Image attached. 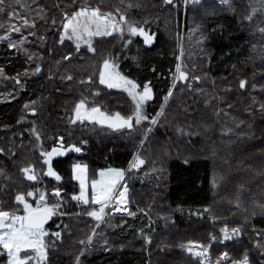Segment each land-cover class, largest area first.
Segmentation results:
<instances>
[{
  "label": "trees",
  "instance_id": "16d2710c",
  "mask_svg": "<svg viewBox=\"0 0 264 264\" xmlns=\"http://www.w3.org/2000/svg\"><path fill=\"white\" fill-rule=\"evenodd\" d=\"M184 2L174 0L172 5H165L163 0H21V3L5 0V11L0 13V35L7 33L10 24H19L21 16L34 20L35 28L29 25L22 27L21 32L10 33L13 41L26 37L18 49L7 47V39L0 42V67L5 71V77H0V148L5 150L0 154V170L4 173L0 176V207L4 210L17 207L18 212L22 211L14 200L27 186L20 163L39 161L38 141L32 129L39 133L48 151L59 145L56 138L61 136L65 146L75 143L81 147L79 153L53 157L52 167L62 180L43 187L48 191L49 204L55 203L49 191L61 188L64 204L58 213H69L53 216L45 226L49 230L45 239L49 245L47 264H74L83 247L79 241L87 240L96 224L83 213L86 208L98 209L99 205H78L71 199L80 194L72 169L77 162L88 164L94 176L109 168L123 169L125 177L121 184L128 188L127 210L134 213H114L106 219L103 224L107 227L102 225L97 230L91 251L81 258L83 264H202L200 258L177 249L176 245L183 240L211 245L210 264H216L210 255L221 252H227L231 259H241L246 252L251 264H264V253L255 246L260 238L258 232L264 234V212L257 207L264 203V113L259 109L264 103V34L259 31L264 27V6L262 0H228L227 4L203 0L196 5L190 3L187 8ZM129 3L138 6L128 8ZM85 5L114 16L126 14L140 24L147 21V27L156 34L154 46L146 48L138 37L123 48L125 43L117 35L97 40L94 54L86 48L74 54L73 44L58 45V25ZM201 13L204 16H199ZM170 15L178 16V31L167 35ZM249 15L251 21L247 19ZM198 19L205 23L202 46L206 52V74L200 78L208 77L214 82L211 97L186 94L181 99L176 91L143 145L140 155L145 163L129 170L141 150L142 128L148 122L132 135L118 132L112 134L115 137L97 136L87 123H70L74 100L83 95L89 107L122 113V108L131 106L132 111L131 101L126 104L123 100L128 99L126 94L99 85L103 61L115 58L118 70L129 79L140 84L152 82L154 99L145 108L152 118L160 111L163 97L173 90L180 37ZM31 49H35V56L28 53ZM81 53L87 61L79 60ZM66 55L72 57L70 61L63 59ZM36 66L41 72L33 74ZM68 75L73 80L62 79ZM90 77L91 84L80 83ZM15 78L24 84L23 90L10 89ZM241 80L248 82L245 89L239 87ZM194 82L198 85L200 80L192 81L193 89ZM94 92L99 94L92 98ZM118 106L121 109L117 110ZM84 140L86 144L82 143ZM89 198L92 199V194ZM237 198L240 207L236 206ZM163 213L165 217L159 219ZM167 227L176 242L165 238L160 243L156 239L161 234L166 237ZM224 228L229 232L240 229V239L221 243L223 231L219 230ZM189 230L193 234L188 232L185 238L172 236L173 231ZM55 231L62 232V241L51 235ZM107 235L124 247L110 245ZM146 237L151 239L150 244L146 243ZM104 240L107 245L102 243ZM52 241H56L54 247ZM134 244L137 248L131 247ZM218 260L228 264L223 255ZM6 261L7 256L0 255V264Z\"/></svg>",
  "mask_w": 264,
  "mask_h": 264
},
{
  "label": "snow or ice",
  "instance_id": "6c2138e0",
  "mask_svg": "<svg viewBox=\"0 0 264 264\" xmlns=\"http://www.w3.org/2000/svg\"><path fill=\"white\" fill-rule=\"evenodd\" d=\"M123 2V0H122ZM174 0H163L165 5H172ZM193 5L199 4L201 0H191ZM222 4H227L228 0H220ZM16 3H21V0H16ZM188 0H185V5H187ZM5 0H0V13L5 11L4 8ZM23 7V4H21ZM133 5L129 3L128 8H132ZM262 6H264V0H262ZM254 14V13H253ZM41 19L44 17L41 16ZM249 21L252 20V15L247 17ZM67 21L64 24L63 35L59 37V43L63 45L65 40H73L75 42V51L78 53L81 49L82 43L86 47V51L95 53V48L92 44V37L94 36H112L114 33L117 34L118 38L122 39L125 44H132V37H139L142 39V43L146 48H151L156 42V34L151 32V29L147 27L148 22L145 21L143 24L139 22H133L126 14L121 15L119 19L115 18L111 13L104 14L99 8H88L80 7L79 11L74 12V14L65 17ZM55 23V20L52 21ZM31 26L35 28V21H29L27 18L21 16L19 19V24H10L8 31L4 35H0V42L8 40L7 47L12 49H18V45L24 43V39L13 41L10 38L11 32H21V28L25 26ZM2 27V25H0ZM259 31L264 34V27L259 28ZM35 35L34 32L30 33ZM31 59V57H29ZM70 55L63 57L64 60H71ZM118 63L115 58L105 59L103 61V70L99 73V84L105 85L108 89H122L126 91L128 95L135 102L134 107L130 114L122 115L119 111L114 114L107 111H102L100 107L91 106L89 107L86 99H82L74 107V115L70 118L71 124L84 125L85 122L95 126L100 125L101 127H107L114 132H121L127 135H132L137 131H141L140 125L144 124L145 121L148 123L144 125L142 130L143 135L140 141V149L143 148L145 141L149 140L148 134L153 131V126H156L160 122V116L164 114V105H166L169 99L173 96V91L170 89L167 94L163 97V103L160 107V111L156 113L152 118L149 117L145 110V104L148 101L154 99L153 88L151 87V81L140 84L133 79H129L126 75L117 71ZM155 71V69H153ZM41 72V68L36 66L33 70V74ZM176 72L178 76L174 77L173 88L175 87L176 80H188V75L181 71L179 66H177ZM0 77H5V71L3 67H0ZM67 80H73L72 75L67 77ZM198 79V78H197ZM23 90L24 84L19 78H15L14 81ZM81 84H91V77L87 80H81ZM246 80H241L239 87L245 89L247 86ZM99 93H97L98 95ZM33 104L36 102L33 101ZM25 108H29L28 104L24 105ZM259 109L264 113V103L259 105ZM32 114H36L35 108L31 109ZM35 133V138L37 141L41 139L39 133L36 129L31 130ZM183 134L184 130L180 129ZM226 131L230 132L231 129ZM191 135V132L187 133ZM60 147H52L50 151H41V156L46 157L44 159V165L47 166L46 175L53 177L56 181H61V175L56 172L52 167V158L54 156L66 155L68 151H74L76 153L81 152V147L75 144H70L65 146L64 137L56 138ZM82 143H87L83 141ZM5 150L0 148V154H4ZM187 163V161H185ZM145 160L141 158L140 151L138 150L132 163L129 165V169H136L142 166ZM88 166L86 164H74L73 172L75 173V179L79 181L80 194L73 195L72 200L76 201L78 205L88 206L90 204L99 205V208L85 209L83 214L93 218L97 223L96 228L100 227L101 223L105 222V216L107 215L106 209L109 208L110 204L114 202L115 211H127L126 208H122L121 205L127 202V192L128 188L126 184H121L123 188L122 191L117 190L116 185L123 181L125 177V171L119 168H109L106 171H100L99 179H93L91 182V188L94 191V196L90 200L86 193V173ZM22 173L25 175L28 181H36L38 179L34 166L28 165L21 168ZM4 173L0 170V176ZM215 183V182H214ZM51 196L55 199V203L49 204L48 202V191L35 189L32 191H27L25 193H17L14 197L16 205L23 206L24 215H19V209L13 207L12 210H4L0 207V255L6 253L8 257V264H47L48 261V251L49 245L45 242V237H49V232L45 228V224L53 217L58 214V210L63 207L64 201L62 197V189L57 187L52 190ZM26 197H32L36 202L35 207L32 203L28 201ZM2 204V202H0ZM237 207H240L239 198H237ZM257 207L264 212V203L257 204ZM82 213H76V215H81ZM255 214V213H253ZM59 215H69V213H59ZM129 215H134V213L129 212ZM68 226L65 224L64 228ZM224 232V240L234 239L240 234V229H232V233L229 234L227 228L222 229ZM56 238V241H62V232L55 231L51 234ZM97 235L96 231L93 230L89 235L87 240H80L79 243L83 246L82 249L77 253L75 257L74 264H83L82 257H85L91 251V245L93 243V238ZM146 243L150 244L151 239L146 237ZM52 241V246H55V242ZM104 245H107V240L102 241ZM255 246L264 253V234H261L260 238L256 241ZM192 255L197 257H203L205 260L208 259L206 250L203 246H200V251H193V247L189 246L185 249ZM223 258L228 261V264H251V261L245 252L241 259H231L227 252L223 253ZM216 264H221L218 260Z\"/></svg>",
  "mask_w": 264,
  "mask_h": 264
},
{
  "label": "rangeland",
  "instance_id": "374dc122",
  "mask_svg": "<svg viewBox=\"0 0 264 264\" xmlns=\"http://www.w3.org/2000/svg\"><path fill=\"white\" fill-rule=\"evenodd\" d=\"M201 1H203V0H201ZM190 3H192L191 0H188L187 5H185V2H184L185 7L187 8V6ZM83 7H88V8H92V9H95L96 8V7L87 6V5H85ZM100 11L102 13H104V14H107L106 12H103L102 10H100ZM72 14H74V13H72ZM69 15H71V14H69ZM199 16H204V14L201 13ZM114 17L117 18V19H119L120 16H117L116 15ZM66 22L67 21L64 18L63 21L57 27L56 34H57V42H58V45H61L59 43V37L61 35H63V32H64V24ZM200 22H201L200 19H198L197 21H195L193 23L191 29L186 33V35H183L182 34V36L180 37L179 47L178 46L176 47V49L178 50V53H179V55H178L179 68H180L181 71L185 72L188 75V80L187 81H183V80H178L177 79L176 80V83H175V87L172 90L173 91V95L177 91L178 92V98H181V99L186 94H189L190 96H194V97L197 96L198 94H202V96H205V97H211V92L213 91V88H214V82L211 81L208 77L200 78L202 75L206 74L205 73L206 72V64H205V54H206V52H205V50L203 49V46H202V41H203L202 39H203V36H204L203 31H202V26L205 23H200ZM17 23H19V21ZM155 25L159 26L156 23H155ZM169 25H170L169 26L170 29L169 28L166 29V31L169 30L168 33H167V35H169L171 32L178 31V16L177 15L176 16L175 15H170ZM113 35H117V34L114 33ZM108 37L109 36H94V37H92V44L94 45L95 42L97 40H99V39H101V40H107L106 38H108ZM136 38H138V37H132L131 38L132 41H133V43L135 42ZM65 43H67V44H73L75 46V42L73 40L66 39L65 40ZM128 45L129 44H124V47L123 48H126ZM81 48H86L83 43L81 45ZM34 51H35V49H31V51H28V53H32L35 56L36 53H34ZM78 53H80V51ZM78 53L76 51H74V54H78ZM90 54H94V53L91 52ZM79 60L83 62V61H87L88 59L85 58L84 55L81 53V55L79 57ZM191 67H192V69H191ZM102 70H103V64L101 66L100 72ZM117 71H119L118 68H117ZM88 75L92 76V74H88ZM177 76H178V74H177ZM197 78L200 80V84L196 85V83L194 82L193 85L195 87L193 89L192 86H191L192 85L191 83L194 80H198ZM190 80H191V82H190V85L188 86ZM98 81H99V78H98ZM212 82H213V85H212ZM99 85L102 86L105 89H108L105 85H101V84H99ZM18 86L19 85H17L15 83V85H11L10 86V89H16V90H18V89H20V87H18ZM108 90L118 91V92H122V93L126 94L125 96L129 100L126 99V98H124L123 99L124 102L126 104H130V101H131V103L134 105L135 102L132 100V98L128 95V93L126 91H123L122 89H108ZM98 92L101 93L102 91L98 90ZM90 93L91 92H89L87 94H90ZM90 96H92V98L93 97H96L97 96V92L92 93ZM82 99H85V98L83 97V95H80V98L78 100L77 99L74 100V103H73V111H74L75 105L78 104L79 101L82 100ZM147 103L145 104V108H146ZM109 107L110 106H107L106 109H108L109 111H111ZM130 107H128V108H122V110H121L122 113L121 114L122 115H124V114H130L131 113ZM119 109H121V108L118 106L117 110H119ZM112 110H115V108H112ZM247 112L248 111L246 110L243 114L245 115ZM112 114H114V113H112ZM145 122H147V121H145ZM85 123L88 124V122H85ZM88 125L91 128H93L90 131L96 132V135L97 136L98 135H101L103 137H115L116 135H112V134H118V132H114L113 130L108 129L106 126L105 127H101L100 125H95V126H92L90 124H88ZM142 125H144V124H142ZM154 127L155 126H153V128ZM203 132H205V129H203ZM72 144H75V143H72ZM59 146L60 145H57L56 147H59ZM42 150L48 151L47 148H46V146L44 145V143L41 140H39L38 141L39 161L38 162H35V161L33 162L31 160H22L21 163H20V166H19V169L20 170L24 166H28V165L34 166L35 173H36V175L38 177V179L36 181H28L26 179L25 175L22 173V171H20V173L23 176L24 181H25V183L27 185L26 186V189L22 193H25L26 194L27 191H32V190H35V189L43 190V187H45L48 183L49 184L52 183V185H57V184L60 183V181H56L53 177H49V176L46 175V173H47V166L44 165V162H43L44 159H46V157H42L41 156V151ZM186 150L188 152H190V150H188V149H186ZM141 151H142V149L140 150V154H141ZM68 152L71 153V152H74V151H68ZM52 162H53V158H52ZM77 163H79V164H86V163H80V162H77ZM77 163H75V164H77ZM86 165L88 166L87 173H86V193H87L88 196H90V194H94V191L91 188V182H92L93 179H97L98 180L100 178L99 177L100 171L97 172V174L94 176L93 171L91 170L90 166L88 164H86ZM72 169H73V167H72ZM129 170H131V169H129ZM73 176H74V179H75V173L74 172H73ZM76 181L79 183L78 180H76ZM117 190L120 191V186L117 188ZM122 190H123V188H122ZM49 192H50V195H51V192L52 191H49ZM26 198L35 207V203L36 202L32 199V197H26ZM127 204L129 205L128 192H127V202H126V204L121 205V207L128 209L129 206H127ZM21 207L23 209V206L22 205H21ZM129 212H130V210H127V211H123V210L122 211H115L114 210V202H113V204H110L109 210L106 209L107 215L105 216V220L108 219L111 215H115L116 213H127L128 214ZM18 214L19 215H24L23 210L21 212H18ZM165 215H166L165 213L161 214L159 216V219H162L163 217H165ZM56 216L58 217L59 216V213ZM95 223H97V222L95 221ZM102 225H104V224L101 223L99 228H96L94 226V229L93 230H95L96 232H98L97 230H99ZM104 227H107V226L104 225ZM167 229H168V231L166 230V237H164L163 234H161L160 236H156V239H158L160 241V243H163V241H164L165 238H167L171 242H176L174 238L172 239L170 237V231L171 230L168 227H167ZM219 231L222 232L221 229ZM188 232L190 233L191 231L190 230L187 231V232H176V231H173L172 236L175 237V238H178V237H176V235L177 236L182 235L180 238H185L189 234ZM231 233H232V231L229 232V234H231ZM183 234H185V235H183ZM190 234H193V233H190ZM258 234L261 236V234H263V233L262 232H258ZM106 237L108 238V242L110 243V245H112V246L114 245L115 247H124V246H121V244H122L121 242H118V240H113V238L110 235H107ZM223 237H224V232L222 233V237L220 239V242L221 243H226L227 241H237L236 239H238V238L240 239V234L238 236H236L234 239H231V240H224ZM258 238H259V236H258ZM45 239H46V237H45ZM181 242L182 243H180V245H176L177 246V249L181 253H183V254H189V255L193 256L194 258H200L202 260V264H210V262L208 261V259L205 260L203 257H197V256L192 255L189 252L185 251V249L188 248L189 246H192L193 247V251H200V246H202V245L195 244V243H190L189 241L188 242H185L184 240L181 241ZM131 247L137 248V246L135 244L132 245ZM203 248L206 250V254H207V257H208V251L211 248V245H209V246H203ZM221 255H223L222 252L220 254L219 253H216V254H212L210 256H211L212 260L216 263V258H219ZM5 256H7L6 253H5ZM260 262H262V261H260ZM6 264H8V257H7Z\"/></svg>",
  "mask_w": 264,
  "mask_h": 264
},
{
  "label": "crops",
  "instance_id": "0c3cea01",
  "mask_svg": "<svg viewBox=\"0 0 264 264\" xmlns=\"http://www.w3.org/2000/svg\"><path fill=\"white\" fill-rule=\"evenodd\" d=\"M123 181H124V179H123ZM123 181H121L120 183H118V184L116 185V187L118 188V186H120L121 183H122ZM93 196H94V194H92V198H93Z\"/></svg>",
  "mask_w": 264,
  "mask_h": 264
},
{
  "label": "water",
  "instance_id": "95a60500",
  "mask_svg": "<svg viewBox=\"0 0 264 264\" xmlns=\"http://www.w3.org/2000/svg\"><path fill=\"white\" fill-rule=\"evenodd\" d=\"M153 46H154V45H153ZM153 46H152V47H153ZM152 47H151V48H152ZM49 221H50V220H49ZM49 221L45 224V226L49 223Z\"/></svg>",
  "mask_w": 264,
  "mask_h": 264
},
{
  "label": "built area",
  "instance_id": "2783aa9c",
  "mask_svg": "<svg viewBox=\"0 0 264 264\" xmlns=\"http://www.w3.org/2000/svg\"><path fill=\"white\" fill-rule=\"evenodd\" d=\"M109 209V208H108Z\"/></svg>",
  "mask_w": 264,
  "mask_h": 264
}]
</instances>
